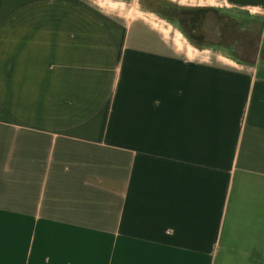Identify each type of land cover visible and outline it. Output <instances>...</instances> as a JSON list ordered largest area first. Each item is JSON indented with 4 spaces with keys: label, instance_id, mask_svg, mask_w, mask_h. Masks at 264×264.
<instances>
[{
    "label": "crops",
    "instance_id": "1",
    "mask_svg": "<svg viewBox=\"0 0 264 264\" xmlns=\"http://www.w3.org/2000/svg\"><path fill=\"white\" fill-rule=\"evenodd\" d=\"M195 1L263 18L253 61L0 0V264H264V0Z\"/></svg>",
    "mask_w": 264,
    "mask_h": 264
},
{
    "label": "rangeland",
    "instance_id": "2",
    "mask_svg": "<svg viewBox=\"0 0 264 264\" xmlns=\"http://www.w3.org/2000/svg\"><path fill=\"white\" fill-rule=\"evenodd\" d=\"M184 1L89 0V6L105 21L119 24L122 30L125 29V36H117L122 39L130 36L131 31L128 30L134 22L141 21L153 27L160 35H168V41L178 52V47H183L181 40L186 39V42L201 50L232 54L243 62L254 60L257 50L263 44V18L237 10L200 6L203 2L195 0ZM102 27L90 20V31L95 30L97 33L99 30L100 37H107V31L102 33ZM134 39L135 34L132 37ZM104 52L109 53V49ZM113 113L111 106L107 108L106 114L110 118Z\"/></svg>",
    "mask_w": 264,
    "mask_h": 264
},
{
    "label": "trees",
    "instance_id": "3",
    "mask_svg": "<svg viewBox=\"0 0 264 264\" xmlns=\"http://www.w3.org/2000/svg\"><path fill=\"white\" fill-rule=\"evenodd\" d=\"M248 14V13H247Z\"/></svg>",
    "mask_w": 264,
    "mask_h": 264
}]
</instances>
